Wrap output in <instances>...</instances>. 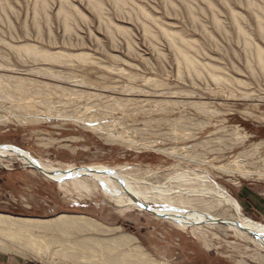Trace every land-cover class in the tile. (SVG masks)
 Wrapping results in <instances>:
<instances>
[{
	"label": "rangeland",
	"instance_id": "1",
	"mask_svg": "<svg viewBox=\"0 0 264 264\" xmlns=\"http://www.w3.org/2000/svg\"><path fill=\"white\" fill-rule=\"evenodd\" d=\"M113 1L0 0V86L21 81L28 90L20 102L0 98V146L62 167L206 170L246 217L264 224V70L254 58L255 48L264 51V0ZM23 45L89 60L36 61L16 52ZM179 47L195 59L197 73L176 60ZM209 70L230 81L214 82ZM253 149V158L240 157L248 177L212 169ZM3 162L0 214L84 215L135 236L167 264H264L230 232L213 231L219 239L208 235L207 248L149 214H121L101 188L65 193L16 160ZM0 264L43 263L0 250Z\"/></svg>",
	"mask_w": 264,
	"mask_h": 264
},
{
	"label": "bare ground",
	"instance_id": "2",
	"mask_svg": "<svg viewBox=\"0 0 264 264\" xmlns=\"http://www.w3.org/2000/svg\"><path fill=\"white\" fill-rule=\"evenodd\" d=\"M113 2L116 4L121 3L120 0H114ZM121 4L124 3L122 2ZM99 5L97 6L99 7ZM63 17L68 21L69 16L66 11L63 12ZM258 26L262 27L260 24ZM242 32L245 33L244 31ZM166 35L167 38L169 35ZM176 38L180 41L181 37ZM246 38H249V36ZM174 42L176 44V41ZM245 42H248V40H245ZM185 46L187 45L184 42L183 47ZM188 46H190L189 43ZM179 48L175 49L176 60L182 63L183 67L188 71L197 73L198 67L196 66L198 65H195V59L191 58V55L189 56L187 52L185 53V50L183 51L182 48ZM247 49L249 50V47ZM255 50L256 48L254 49L256 54L254 58H257L256 63L258 62L257 64L264 70V51H261L260 48L256 52ZM16 52L30 56L36 61L43 60L61 64L72 63L74 60L85 63L89 60V56L83 53L48 52L29 45L16 48ZM178 66L182 68L181 65ZM206 67L210 68V66ZM212 67L210 69L214 70L215 68L212 69ZM187 70L184 69V71ZM39 72L44 75L45 72L48 73V71L41 69ZM180 72L182 71L180 70ZM180 72L178 69V73ZM208 73H212L211 78L217 81L216 83L218 81L223 83L220 80L222 76L218 74L216 76L210 70ZM226 79L222 78L225 81ZM23 80L24 82L26 81L25 79ZM228 81L230 80L228 79ZM18 82L20 83L15 85L9 83V87L6 86L7 88L0 86V98L10 102H20L21 97L28 90L26 92V87H24L26 84L23 85L21 81ZM72 92L73 90L70 94H74ZM15 117L18 118L19 116ZM21 119L28 120L26 116L21 117ZM0 122H4L3 117H0ZM246 137L238 138L243 141L244 139L246 140ZM259 146L261 144L255 147L259 149ZM238 155L232 162L212 169L230 174L237 173L239 170L240 175L248 177L251 171L241 170L243 160L240 157L251 158L255 155V150L252 152L251 150L249 152H241ZM8 159H14L24 167L33 169L46 181L55 184L58 189L65 193H68V191H74L75 193L88 192L92 189L98 191L101 188L103 193L115 202L121 214L133 211L149 214L158 221L174 226L182 233L189 232L205 246L209 243L208 235H211L214 239H219L217 233L213 231H219L223 236H228L227 233L230 232L231 237L251 245L254 248V255L264 258L260 254V252L264 253V224L246 217L238 201L223 186L211 180L210 173L206 170L200 172L180 169L177 166L163 174L161 170L142 171L136 170L135 167L136 173L133 174L131 173L132 170L126 166L109 167L96 165L78 167L67 165L62 167L49 162H42L27 151L13 145L0 146V163H4L3 161ZM160 176L164 177V183L159 180ZM119 230V227H108L84 215L64 213L48 219H34L0 214V250L10 251L15 254L19 253L24 258L31 257V259L43 264H167L154 259L139 244L135 236L119 233Z\"/></svg>",
	"mask_w": 264,
	"mask_h": 264
},
{
	"label": "water",
	"instance_id": "3",
	"mask_svg": "<svg viewBox=\"0 0 264 264\" xmlns=\"http://www.w3.org/2000/svg\"><path fill=\"white\" fill-rule=\"evenodd\" d=\"M38 171H40V170L38 169Z\"/></svg>",
	"mask_w": 264,
	"mask_h": 264
}]
</instances>
